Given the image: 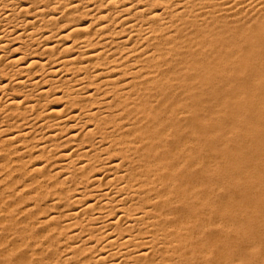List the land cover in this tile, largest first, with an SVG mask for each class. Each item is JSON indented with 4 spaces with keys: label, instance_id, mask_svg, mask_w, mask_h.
I'll return each mask as SVG.
<instances>
[{
    "label": "bare ground",
    "instance_id": "6f19581e",
    "mask_svg": "<svg viewBox=\"0 0 264 264\" xmlns=\"http://www.w3.org/2000/svg\"><path fill=\"white\" fill-rule=\"evenodd\" d=\"M263 111L264 0H0V264H254Z\"/></svg>",
    "mask_w": 264,
    "mask_h": 264
},
{
    "label": "rangeland",
    "instance_id": "374dc122",
    "mask_svg": "<svg viewBox=\"0 0 264 264\" xmlns=\"http://www.w3.org/2000/svg\"><path fill=\"white\" fill-rule=\"evenodd\" d=\"M262 120H257L256 123L260 130V136H259V144L256 145L257 148L254 150L252 157L253 161V171L255 175L261 179V186H262V196L261 194V188H258L255 190L254 200L251 207L245 206L246 211L250 212L253 216L252 226H253V241L255 242V246L251 251H244L243 246H239V250L241 252L248 253V256L251 257L254 264H264V155L263 149H264V111L261 114ZM232 135L227 134L225 136L226 143L228 145L229 151H233V147L231 145L232 141ZM236 234L234 232H230L228 237L230 240H238L240 243H242V240L244 237L239 236L236 237Z\"/></svg>",
    "mask_w": 264,
    "mask_h": 264
}]
</instances>
